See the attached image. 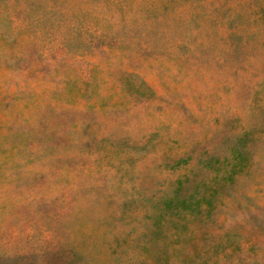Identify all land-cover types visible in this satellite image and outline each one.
I'll list each match as a JSON object with an SVG mask.
<instances>
[{"label":"rangeland","instance_id":"rangeland-1","mask_svg":"<svg viewBox=\"0 0 264 264\" xmlns=\"http://www.w3.org/2000/svg\"><path fill=\"white\" fill-rule=\"evenodd\" d=\"M0 264H264V0H0Z\"/></svg>","mask_w":264,"mask_h":264}]
</instances>
